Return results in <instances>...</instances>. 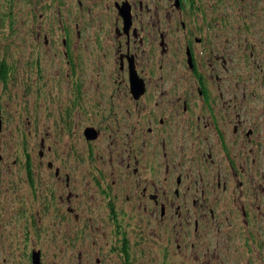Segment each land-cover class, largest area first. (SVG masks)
<instances>
[{"label": "rangeland", "instance_id": "obj_1", "mask_svg": "<svg viewBox=\"0 0 264 264\" xmlns=\"http://www.w3.org/2000/svg\"><path fill=\"white\" fill-rule=\"evenodd\" d=\"M4 1L0 0V62L5 61L10 68L13 66L14 74L8 80L6 96L1 94L4 84H0L2 121L0 200L9 205L4 214L0 213V264H31L32 249L41 251L42 264H264V248L253 243L254 238L253 241L246 242V239L242 241L240 236L238 237V225L241 221L235 215L229 214L227 205L220 204L222 209H225V213L220 216L221 219L217 217L214 223L205 218L209 214V210H206L205 215L199 207L193 210L192 199L197 195L189 191L188 185L189 182L199 179V175L194 172L189 174V169L185 165L190 160L185 157L186 162L182 163L179 156L170 160L171 167L177 170L176 173L171 174V171L169 172L165 168L164 171L162 169L163 173L156 178H152L154 174L147 173L146 175L149 180L156 179L157 192L155 193H158L164 204L170 203V207L173 208L172 212H169L168 216L161 221L162 223L158 217L150 215L152 212L134 206L133 197L130 201L120 202L116 197L117 208L121 209L122 207L126 213H132L130 215L133 216V224L143 226L140 230H143L144 237L150 238L146 246L141 242L135 246L136 238L132 234L133 229L128 227L126 230L131 233L129 238L131 237L130 246L133 251L129 256H125L122 252L114 250L115 244L113 245L110 241L114 231L113 224L108 218L106 205L108 198L106 196L103 199L100 191L95 194L96 186L102 181L103 186H110L113 182V187L121 188L124 184H130L138 179L133 178L126 171L118 175L117 163L112 164V156L109 151L111 143L117 144L119 138H123L125 141L131 139L130 136L138 117L134 115L132 119L130 117L125 121H120L118 113V117L116 114L112 116V110L109 107V96L113 95L114 89L117 88L113 81L116 80L117 63H119L116 56L120 55L116 50L117 36L114 33L117 16L113 11V2L116 0H93L90 3L87 0H36L37 2L35 1L33 6L36 8V15H32L33 13L29 11L31 6L26 2L27 0H22L20 4L14 1V8H11L14 17L17 15L16 18L13 17L14 19L3 17L5 13ZM130 1L135 3V0ZM49 2L52 3V13L45 8L41 9L40 6L47 5ZM60 3H65V7H62ZM95 3L101 4V11ZM206 3L214 8L218 0H206ZM146 4L152 8L150 13L147 12ZM166 5V0H162L160 5L156 6L151 0H145L143 15H140V11H134L132 14L139 18L138 21H140V17H143L145 23L144 30L140 31L148 39L141 52V57L156 59V62L159 63L158 66H154L158 73L152 76L150 85L156 77H159V74L174 78L177 76V71L180 73L185 71L184 65L178 63V59L182 57L180 52L182 50L179 49V43L176 41L177 38L178 41L180 38L183 43L185 34L177 33L175 27L170 29V22L164 17V11L168 10V8L164 9ZM219 6L215 5L217 9L213 23L219 24L221 20L217 19L224 17L226 28L218 35L219 38L216 34H212V37L215 36L216 45L222 44L223 47H226L230 57L234 55L232 59L234 61L232 65L233 79L227 85L238 87V83H240L239 87L244 88L247 83L243 78L248 68L246 60L241 61V56L245 55L247 58L253 52L254 60L257 57L259 64L264 63V0H226ZM79 8L85 9V11L90 9L91 14L88 15L86 11L85 16H76L75 13L80 11ZM105 8L107 9L105 10ZM62 9H64L63 15ZM158 10L161 15L155 16L154 11L158 12ZM31 15L33 16L32 20L29 18ZM58 20H62L63 25L60 29L65 26L67 36L65 32L59 30ZM246 24L249 25L250 33L244 26ZM33 25H35V32L31 33L27 26ZM159 28L165 30V41L169 44L165 56L159 46V32L157 31ZM77 33L81 34L79 50L75 43ZM196 34L203 35L200 32ZM44 36L47 38L46 43L43 39ZM63 41H70L69 48L63 47ZM250 47L253 48L250 49ZM65 51L70 54L73 64L78 65V62L82 64L76 71L79 79L77 85L81 94V108L76 111V114H84L81 116L82 125L78 127V131L81 132V127L83 130L86 128L85 124L89 123L87 120L95 121L98 125L102 119L106 121L105 129L101 128L102 135L105 137L106 134L107 136V139L105 138L103 143L98 146L90 147L84 141L79 142L80 145L76 143L77 146H80L78 149L82 155L87 156L88 150L92 154L84 164L75 168L77 177L80 179L77 180L72 175L73 185L82 196L81 207L78 211L80 215L76 222L69 221L67 215L64 219L57 218V213L60 214L62 209L57 205H52L55 201L54 193L51 195L50 192H45L47 202L44 203L43 200L41 202V199L37 198L38 196L42 197L41 190L36 196L28 195L27 191L24 196L17 192L23 198V203L20 202L21 198L17 199L16 194L12 195L13 189L17 190L21 180L27 176L22 169L23 164L21 165L24 163L22 152L25 149L29 152L35 151L36 157H38L41 142L44 140L46 149L52 148V152L57 151L61 159L67 156L65 148L68 144L66 140L69 139L67 135L70 131L65 130L61 135L58 128V124L62 122L60 116L67 110V104L71 103L73 97L72 88L69 87L71 82L69 85L61 83L62 73H68L66 61L62 57L65 55ZM237 51L238 58L236 57ZM150 59L149 61L152 62ZM228 62H230L229 59ZM172 63L178 65L174 66ZM228 66L230 65L228 64ZM151 68L148 71L146 68V72H150ZM241 74V78L237 79ZM121 93L118 98L115 97V102L122 99ZM159 101L163 102V99ZM130 105L135 107L133 103ZM127 115L129 116V114ZM92 124L94 125V123ZM44 137H47V140ZM154 142L158 143L157 138L150 134L145 140L146 144L144 145L140 139L138 146L143 152L145 149L147 158L153 164L158 165L156 160L165 161L159 157L155 158L156 160L151 157L155 147ZM191 145L192 143L189 144V147ZM176 147L180 149L177 143ZM190 153L191 150L188 151V155ZM179 155L181 156V152ZM49 158L51 159V157ZM61 159L54 154L53 161L56 160V166H59ZM113 159L117 160L115 156ZM66 162L69 163L70 160H66ZM14 164L16 165L14 166ZM118 164H120L119 161ZM181 170L184 173L183 179L187 183L184 186L182 184L180 197L176 198L174 180ZM93 172H95L94 176ZM200 175L204 180L200 184V190L207 192L214 182V175L206 172H201ZM48 177L47 166H44L39 169V172L34 173L33 184L41 189V186L44 185V178L48 179ZM54 183L55 180L52 178V184ZM262 185L264 186V183ZM21 186H25V184L23 183ZM147 187L150 190V182H147ZM62 188L63 182L59 185L57 197L62 196L65 208L68 204L66 200L68 192L63 193ZM133 189L135 188L131 190ZM77 191L73 190V193L75 194ZM116 191V189H112V196ZM128 192L127 190L124 192V199ZM223 195L220 189L216 190V193L208 192L206 200L210 211L214 210L216 213L218 210L216 202ZM171 199H175V202ZM60 204L63 206V203ZM177 206H180V210L183 212L182 217L186 220L190 221L192 216H203L196 236L194 228H191L193 225L191 222H188L185 227L178 220L175 214ZM236 206L239 208L240 204L238 203ZM147 207L152 210L150 205ZM254 210H257L255 206L253 210L250 209V212L254 213ZM125 212L124 214L127 216ZM136 214L139 217L135 223ZM26 220H28L27 223ZM261 220L263 222V219ZM238 221L239 224H237ZM25 224L28 225L27 229ZM262 224L252 220L249 229V233L254 234L258 243L259 240H264L263 235L259 236V232L264 233ZM165 247L168 250L166 257L162 252Z\"/></svg>", "mask_w": 264, "mask_h": 264}, {"label": "flooded vegetation", "instance_id": "obj_2", "mask_svg": "<svg viewBox=\"0 0 264 264\" xmlns=\"http://www.w3.org/2000/svg\"><path fill=\"white\" fill-rule=\"evenodd\" d=\"M87 1L90 3L93 0ZM151 1L155 6L160 5L162 2V0ZM134 2V4L130 0H116L113 2V11L117 16L114 32L117 36L115 43L117 44L116 50H118L120 55L116 56L119 63H117V77L113 81L117 88L114 89L115 93L109 96V107L112 110L111 115L114 116L116 114L117 117L119 115L120 121H125L126 118L130 117L132 119L134 115L138 117L136 118V126L130 136L131 139H127V142L123 138H119L117 144L111 143L109 151L112 156V164L117 163L118 175L126 171L133 178L138 179L130 184L128 183L129 185L124 184L121 188L113 187L114 184L112 182L110 186L106 185L108 189L100 181L99 185L106 192L105 194L100 192L101 197L105 199L107 196L106 204L113 202L115 206L117 198L120 202L130 201L133 197L134 206L152 212L150 215L158 217L160 223H162L161 221L168 216L169 212H172L173 208L170 207V203L164 204L160 200L158 193H155L157 192V182L156 179L152 178H156L163 173L162 169L164 171L165 168L169 172L171 171V174L173 172L176 173L177 170L170 165V160L174 157L179 156L182 163L186 162L185 157L186 159L191 157L192 159L185 167H188L189 174L194 172L199 175V179L189 182L188 185L189 191L197 195L196 198L192 199L193 210L199 207L204 215L206 210H209V214L205 218L209 222L214 223L217 217L221 219L220 216L225 213V209H222L220 205L224 203L228 206L229 214L235 215L241 221L240 224L239 221L237 223L239 224L238 237L240 236L242 241L246 239V242L249 240L253 241L254 238L253 243L257 244L258 247L264 248V240H259L258 243L254 234L249 233L252 220L263 223L262 227L264 230V186L262 185L264 183V63L262 65L259 64L257 57L254 60L253 52L247 58H245V55L244 57L241 56V61L246 60L245 63L248 68L243 78L244 82L247 83L246 87H239L240 83H238V87H229L227 84L233 79L234 69L232 65L234 61L232 59L234 55L230 57L226 47H223L224 45L222 44L216 45L217 40H215V36L212 37V34H216L217 38L220 37L218 35L226 28L224 25L226 23L225 19L220 21L222 23H213L214 25H211L215 21L216 9H211L210 5L206 4L208 6L205 7H201L200 4L194 5L197 7L196 11H194L192 10L193 0H166L167 5L164 9L168 8V10L164 11V17L170 22V29L175 27L177 33L183 32L185 34L183 43H181L180 38L179 41L178 38L176 40L179 43V49L182 50L180 51L182 57L178 59V63L184 65L185 71L184 73L177 71V76L174 78L159 74V77H156L152 85H150L149 82L152 76L158 73L154 66H158L159 63L156 62V59L145 58V60L144 57H141V52L148 39L142 32L145 28V23L143 17H140V21H138L139 18L134 17L132 14L134 11H140V15H143L145 0H135ZM95 5L101 11V4L95 3ZM41 6L42 8L46 7L45 5ZM146 6L147 12L150 13L152 8L149 4H146ZM126 8L131 12L130 18L132 16L129 27L126 24L125 13H123ZM79 9L80 11L75 13L76 16H85L86 11L88 15L91 14L90 9L86 11L85 9ZM202 10L204 11V19L202 18ZM63 11L64 9H62V15ZM154 13L155 16L157 14L159 16L160 11H154ZM60 22L61 24L58 28L65 32L67 36L65 26L60 29L61 25H63L62 20ZM195 22L197 23L196 25ZM244 26L247 28V32L250 33L249 25L246 24ZM141 29L142 31H140ZM157 31L159 32V46L163 56H165L169 45L165 41V30L159 28ZM62 32L61 34H63ZM198 32L203 35L198 36L196 34ZM44 42H47L45 36ZM80 42L81 34L77 33L75 41L77 50H79L78 45ZM69 43L70 41H63L62 45L64 48H69ZM246 48L248 49V46ZM252 48L250 47V49ZM237 54L238 51L236 53L238 58ZM62 57L66 61L68 73H62L61 83L63 85L68 83L69 85V82H71L69 87L72 88L73 92L71 103L67 104L68 108L66 110L71 114V117L68 118L69 120H65L68 121L69 125L64 127L62 122L58 124L61 135H63L65 130L70 131L67 135L69 139L66 140L68 144L65 148L67 156L61 159L57 151L52 152V148L46 149V141L44 140L41 142L40 152L37 155L41 160V164L43 162L44 166H47L48 176L53 175L54 180L56 179V183L59 185L63 182V193L65 191L68 192L66 198L68 204L65 208L62 196L57 197V191L51 193V195L54 193L55 196L53 197L55 201L52 205H57L62 209L60 214L57 213V218L64 219L67 215L71 221L76 222L80 215L78 211L81 207L82 196L73 185L72 175L67 173L64 161L68 159L70 150L73 149L72 144L84 141L90 147L95 146V143L87 138L86 129H96L97 124L95 121L89 120L88 128L83 130L81 127V132L78 133V127L82 125L81 116H84V114H76V111L81 108V94L77 85V80L79 79L76 71L82 64L79 62L78 65L73 64L70 54L66 51ZM228 59L230 62H228ZM173 64L174 66L178 65L177 63ZM162 67L161 70L163 69ZM146 68L147 71L151 68V71L146 72ZM241 76L242 74L238 75L237 79L241 78ZM11 77L12 75H10ZM132 77L137 78L136 81L139 88L141 84L143 85L144 88L142 89L144 91L142 92V89H140L142 93H134ZM252 81L255 83L254 86ZM120 93L122 99H118L115 102V97L118 98ZM161 99H163V102L159 101ZM130 102L135 104V107L131 106ZM107 117L109 118V116ZM99 122L104 128L106 121L101 119ZM73 126L76 133L70 129ZM148 133L152 136L155 135L158 141V143L154 142L155 147L154 149L152 148L154 151L152 154L150 153L151 157L154 159L159 157L165 162H159L155 159L158 165L153 164L147 158L145 149L143 152L138 146V140L140 139H142L144 145L146 144L145 140L150 135ZM44 138L47 140V137ZM119 143H121L120 146H118ZM176 143L180 149L175 148ZM190 143H192L191 147H189ZM189 150H191L190 155H188ZM179 152H181V156ZM54 154L61 159L59 166H56L55 160L53 161ZM114 156L117 160L113 159ZM38 157L35 154V159ZM77 159L78 156L72 159L71 166H76L75 161ZM118 161L120 164H118ZM163 165L165 167H162ZM201 172L214 175V182L207 192L200 190V184L204 182L200 175ZM147 173L154 174V176L149 180L146 177ZM177 175L178 177L174 180L176 186L175 197L179 198L180 188L187 181L183 179L184 173L182 170ZM147 182H150V190L152 192L148 190ZM132 188L135 189L131 190ZM112 189L117 190L114 196L111 193ZM218 189L222 190L224 195L222 198L219 197L216 202L218 203V210L215 213L214 210L210 211L206 196L208 192L216 193ZM73 190L77 191V193L74 194ZM126 190L129 192L124 199ZM98 191L99 189L96 188L95 194ZM148 191H150V194H148ZM90 192L92 195L91 190ZM171 201L175 202V199H171ZM60 203H63V206ZM238 203L240 204L239 208L236 206ZM147 205H150L152 210ZM254 206L257 210H254V213L250 212V209L253 210ZM121 210L125 212L122 207ZM182 213L180 206H177L175 214L178 220L185 227H187L188 222H191L193 224L191 228H194L196 236L203 216H192L189 221L182 217ZM126 214L129 216L132 213ZM136 215L138 218L139 215ZM208 216L210 217L209 219ZM236 218L235 220L237 221ZM261 219H263V222ZM245 233L247 234L244 236ZM262 235L264 237V233L259 232V236Z\"/></svg>", "mask_w": 264, "mask_h": 264}, {"label": "trees", "instance_id": "obj_3", "mask_svg": "<svg viewBox=\"0 0 264 264\" xmlns=\"http://www.w3.org/2000/svg\"><path fill=\"white\" fill-rule=\"evenodd\" d=\"M14 1L15 3H19L22 2V0H5L3 2V6H4V15L3 17L4 18H9V19H14L17 17V15L14 17V15L12 14L13 12V6H14ZM23 1H26V0H23ZM36 0H27L26 2L28 4H30L31 8H30V12L33 13L32 15H36V8H34V3H35ZM37 2V1H36ZM225 1L223 0H218V3H216L215 5H218V7H220L219 5L223 4ZM197 4H200L201 7H205L207 6L206 4V0H193V6H192V10L196 11L197 7H195L194 5H197ZM60 5L62 7H65V3H60ZM210 5V4H209ZM214 5V8L212 6H210L211 9H217V7H215ZM41 6V5H40ZM45 9L46 10H49L51 13H52V3L49 2L47 5H45ZM13 7V8H12ZM12 8V9H11ZM41 9H42V6H41ZM39 9V10H41ZM50 13V14H51ZM204 11L202 10V18L204 19ZM215 14V13H213ZM30 16L29 18L32 20L33 16ZM14 17V18H13ZM41 20V18H40ZM218 21L220 20H224V17H222L221 19L218 18L217 19ZM58 23L59 25L61 24L60 20H58ZM222 23V22H220ZM211 25H214L213 22L211 23ZM31 33L35 32V25L33 26H27ZM44 39V37H43ZM14 74V69H13V66H11V68L7 65V63L5 61H2L0 62V84H4V86H2L1 88V94L3 96H6L7 95V90H8V80L10 79V75L13 76ZM1 111V109H0ZM72 113V112H71ZM71 117V114L68 112V111H65L63 114H61L60 116V120L62 121V124L64 125V127H68L69 123L68 121H65L67 120L68 118ZM69 120V119H68ZM71 130H73L75 133H76V130L74 129V126L73 127H70ZM72 132V131H71ZM79 133V132H78ZM79 143V142H78ZM73 145V149L70 150V155H68V159L66 160H70L69 163L66 162V160L64 161V165H66V168L68 169L67 173L68 174H71V175H74L75 178L77 180H79L80 178L77 177V172L75 170L76 166H79V165H82L84 164L87 159H90L91 158V155L90 154V150L87 151V156L85 155H82L80 152H79V149H80V146H77V149H76V143L75 144H72ZM80 145V143H79ZM79 147V149H78ZM79 153V154H77ZM22 155H24V163H21L22 165V169L24 170V172H26L27 176L25 177L24 176V179L21 180V182L19 183V188L16 190V189H13L12 191V195H15L17 197V199H20L21 203L24 202L23 198L17 193L19 192L22 196H24L25 194V191H27V194L28 195H31V194H34L35 196L39 193V191L41 190V192H43V195L42 197H37L38 199H41V202L43 200V203L44 202H47L46 198H45V192H50V194L54 191H58V185L55 184L56 183V179H55V183L52 184V178L54 179V176H51L52 178L50 179V176L48 177V179L44 178V185L41 186V189L40 188H37L35 187V185L33 184L34 183V173L36 172H39V169H42L44 167V163L42 162L41 164V160L39 159V157L37 159H35V151H31L29 152L27 149H25L23 152H22ZM78 156V159L75 161V164L76 166H71L72 165V159H74V157H77ZM56 161V160H55ZM54 161V162H55ZM16 164H14L15 166ZM65 168V169H66ZM71 170L72 173H71ZM95 174H93L94 176ZM93 177L91 176V179ZM25 184V186H21L23 188V190H21L22 188L20 187L21 184ZM100 183L97 184L96 188L99 189L100 192H102L103 194H105L106 192L103 191V188L101 185H99ZM106 187V186H105ZM108 189V187H106ZM107 205V210H108V218L110 220V222L113 224V231L114 233L112 234V239H110V241L112 242V244L114 245V250H117V251H120L122 252L123 254H125V256H129L130 255V252L133 251V249H131V237L129 238V236L131 235L130 232H128L126 230V228L130 227L133 229L132 231V234H134L133 236L136 238L135 240V246H137L139 244V242L141 243H144L143 245L146 246L147 243H149V238L150 237H144V234H143V230L140 228H142L143 226H140L138 224H133V216L131 215H125L124 212L119 209V208H116V206L114 205L113 202H109ZM9 207V205H7L5 202L1 201L0 200V213H3L6 212V209ZM22 219V218H21ZM20 219V221H21ZM138 220V218L135 216V223L136 221ZM23 223H24V220L22 219ZM69 221H71L69 219ZM28 222V220H26V223ZM25 228L27 229L28 228V225L25 224ZM162 252H164L163 254L166 255L168 254V250L166 249V247L162 250ZM35 253H39L40 254V258H41V251L38 250H31V264H32V256L35 254ZM127 259V258H126ZM41 264H42V258H41Z\"/></svg>", "mask_w": 264, "mask_h": 264}, {"label": "water", "instance_id": "obj_4", "mask_svg": "<svg viewBox=\"0 0 264 264\" xmlns=\"http://www.w3.org/2000/svg\"><path fill=\"white\" fill-rule=\"evenodd\" d=\"M123 13H125V20H126V24L128 25V27H129V25H130V23H131V18H130V10L129 9H125V11L123 12ZM137 78L136 77H132V83H133V90H134V93H142L144 90L142 89V88H144L143 87V85L141 84L140 85V88H139V86L137 85ZM140 89H142V92H141V90ZM1 129H2V121H1V113H0V134H1ZM86 136H87V138L89 139V140H91V139H93V136H92V133H88V132H86ZM1 161H2V157L0 156V163H1ZM32 264H41V258H40V254L39 253H35L33 256H32Z\"/></svg>", "mask_w": 264, "mask_h": 264}, {"label": "bare ground", "instance_id": "obj_5", "mask_svg": "<svg viewBox=\"0 0 264 264\" xmlns=\"http://www.w3.org/2000/svg\"><path fill=\"white\" fill-rule=\"evenodd\" d=\"M8 93V92H7ZM89 120H87L88 122ZM86 128H88V123L85 124ZM98 127V128H97ZM103 127L100 125V122L99 124L96 126V129L94 128H88L86 129L88 133H92V136H93V139H91L94 143H95V146L97 145H101L103 143V141L105 140V138L107 139V136L105 134V137L102 135L103 131L102 129ZM189 160H191L192 158L191 157H188Z\"/></svg>", "mask_w": 264, "mask_h": 264}]
</instances>
